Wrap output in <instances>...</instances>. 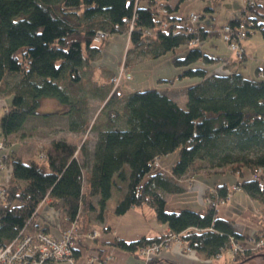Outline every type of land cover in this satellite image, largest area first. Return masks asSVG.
I'll use <instances>...</instances> for the list:
<instances>
[{"label":"trees","instance_id":"obj_1","mask_svg":"<svg viewBox=\"0 0 264 264\" xmlns=\"http://www.w3.org/2000/svg\"><path fill=\"white\" fill-rule=\"evenodd\" d=\"M169 1L0 0V93L11 98L0 116L1 135L17 133L29 118L56 114L65 115L69 131L94 134L91 146L86 139L79 146L62 138L52 140L42 147L40 157L28 163L22 162L16 150L6 156L10 169L0 200V246L12 242L21 231L46 234L34 219L47 197L62 224L75 220L78 224L85 209L88 213L96 208V219H102L112 195H118L114 215L145 207L148 215L167 225V232L207 257L228 249L230 238L243 239L232 220L217 216V206L206 205L203 212H167L164 195L185 191L178 181L196 168H223L241 178L236 181L240 190L264 205V64L255 69L260 80L245 78L236 70L217 75L186 67L177 77L199 81L183 89L184 108L157 89L121 94L120 79L115 83L114 75L103 82L93 78L91 62L113 34L128 35L124 62L129 54L158 58L170 52L175 66L197 60L228 66V58L210 57L195 46L182 58L175 57L177 48L192 38L201 43L206 33L196 22V33L188 34L187 17L172 13L182 0L174 7ZM249 1L245 0L241 15L228 22L234 27L246 16L254 29L264 32L256 19L264 0H252V5ZM97 32L104 33L99 42ZM87 94L104 102L91 125ZM44 98L54 99L65 112H39ZM175 151L177 160L170 171L157 169V160ZM244 169L249 171L247 178H242ZM257 169L261 172L255 179ZM214 191L224 199L229 187L219 184ZM167 232L129 242L116 238L110 245L134 252ZM260 252L264 248L245 249L233 254L229 263L257 264L263 261L255 256ZM156 263L154 258L150 264Z\"/></svg>","mask_w":264,"mask_h":264},{"label":"rangeland","instance_id":"obj_2","mask_svg":"<svg viewBox=\"0 0 264 264\" xmlns=\"http://www.w3.org/2000/svg\"><path fill=\"white\" fill-rule=\"evenodd\" d=\"M176 0H172L175 2ZM178 2V1H177ZM176 2V3H177ZM242 0H182L178 4V9L176 11H173L172 13L177 17H187L189 13L194 12L195 14L199 15L198 23H200L205 29H209L211 27H219L221 25H224L230 21L231 17H239L240 9L242 8ZM258 2V1H257ZM258 3H261V0H259ZM210 8L211 11L207 10L206 8ZM259 14H264V9L259 8L258 9ZM260 15L256 16V19L259 23H263L264 26V17H261ZM222 27V26H221ZM221 27L219 28V31L221 30ZM221 33V32H220ZM102 39V38H101ZM100 39V40H101ZM98 40V42L100 41ZM245 40L254 41V44L257 43L258 50L256 52V56L248 55L246 60H241L239 65V70L241 74L248 79H261V77H257L254 69L257 65H262L263 62L259 61L257 58H260L264 55V36L261 32V30L257 29L254 33H252L249 37L245 38L241 41L243 42ZM128 43V35L127 34H113L109 36L102 44L101 52L99 57L91 62V65L93 67V78L99 82L105 81L107 78V75L115 76L113 78V81L115 83H118L119 79V87L118 92L119 93H126L131 92L134 90L142 91L146 89H167L172 90L174 92H179L184 87L193 85L199 81V78L197 77H177L181 73L183 69L186 67L189 68H202L203 66L212 67L215 64L218 65V69L224 70V65L222 62L220 63H206L202 60H197L192 63H190L188 66H175L172 63L171 53H166L165 55H162L158 58H149L146 55L144 56H134L133 54H129L127 56V61H125L126 58V49ZM213 45H217L219 48L217 49L220 54L227 55L229 57L233 56V51L230 50V48L227 46V44L223 41L222 36H211L204 39L201 43L197 44L195 47L203 50L205 53H213L212 47ZM190 46L188 45H182L177 50L179 51L175 57L182 58L184 56V53L187 51V49ZM252 60L254 62L252 63ZM253 65H252V64ZM245 67V68H244ZM226 68V67H225ZM228 71V69H225ZM229 72V71H228ZM226 72V73H228ZM219 75V74H217ZM115 79V80H114ZM164 79V80H160ZM171 80L173 83H169L167 80ZM116 85V84H115ZM164 91V90H163ZM5 99H0V105L7 104L10 102V96L6 95L4 97ZM176 103L178 106L184 108L185 107V98L182 99V95H177ZM51 98H44L41 100L40 107L38 109L39 112L42 113H50V112H62V108H64L63 105L59 104L57 101V104L59 106L54 107V102H52ZM55 101V100H54ZM103 101L98 100L97 98H94L87 94V104H88V113H87V120L89 121V125H91L99 112L100 108L103 105ZM28 127H25V130L22 133H18L15 138L11 139V141L6 142L3 140L0 145L3 146V149L0 150V190L5 189L6 183V176L8 174V171L10 169L9 164L7 163V157H5V150L4 147L7 149H12L15 147L16 152L21 149V151L25 152L28 151L31 156H35L34 158L40 157V150L42 147H48L52 140L58 139L59 137H66L71 139L72 142L76 145H80L85 139L88 142H92L94 139V134L90 131H86L84 134H78V135H69L66 132L67 127V120L65 115H50L47 117H43L42 119H35L32 122L31 120L28 121V124L26 125ZM30 126H43L44 133L43 138L39 139L35 134L32 137L30 135L26 140H21V135L25 136L27 132H29ZM38 128V127H35ZM50 131H49V130ZM52 139V140H51ZM63 139V138H62ZM0 140H2V135L0 133ZM66 140V139H65ZM24 141V142H23ZM74 141V142H73ZM26 144V145H25ZM14 149V150H15ZM13 150V149H12ZM12 151H8V153H11ZM8 154H6L7 156ZM5 157V158H4ZM33 158V159H34ZM177 160V151L163 155L158 160L157 163H160V165L157 167L159 170L163 171H170L171 166L176 162ZM223 169V168H222ZM220 168H214V169H208V168H196L193 171H191L189 174L185 176L184 179L181 181H178V183H181L182 186H185V191H182L180 193L175 194H166L164 195L165 199V211L172 212V211H180L183 209H188L191 211H203L204 206L209 205L208 202L209 195H211V190H215V186L213 188H208L206 191H204L203 195L201 196V202H197L196 200V192L195 191H189L186 190L193 182L192 177L194 176H200V181L203 180H210V184L213 185V183L221 182L225 183L229 186V198L223 203L219 204L216 207L217 210V216H223L228 219H232L234 221V225L236 228H239L244 230V237L239 241V243H243L242 245H249L250 247L253 246L252 244V232L254 229L258 228L259 225L258 219L264 224V220L261 218L264 213V205H260L259 202L249 197L243 190L235 189L233 190V186H236V181H238V176H235L231 174L228 171H223ZM194 172V173H193ZM243 177L247 178L250 174L249 171L244 169L243 170ZM189 179V180H188ZM4 184V185H3ZM182 187V188H183ZM184 189V188H183ZM118 195H112L110 200L107 202V208H112L116 203V198ZM3 200V199H0ZM89 212L87 213L86 209L83 211L80 220L82 221L83 217H85V220L89 218ZM109 219L111 217L116 216L112 215V213L106 214ZM124 221L120 226V229L125 232L126 234H131L134 231L142 230V223L140 224L139 221L135 218V214L132 211H128L126 215H124ZM147 220H149L150 224L154 222H158L156 218L152 215H144ZM120 218L119 216H116ZM147 220L142 221L145 225ZM87 223V221H85ZM63 230L69 228V223H64ZM87 233V232H85ZM103 236H108L109 234L106 232H103ZM110 237V235L108 236ZM102 238V237H100ZM98 238V240H101ZM87 240V246H93L96 244L95 241L90 239ZM259 251V250H258ZM261 251V250H260ZM263 253V252H260ZM259 254V253H258ZM225 255L227 258H231L233 254L230 253L229 250L225 251ZM231 255V256H230ZM256 256V255H255ZM221 257V256H220ZM220 257H214L216 259H219ZM263 261H260L257 264H264ZM219 262H222V260H219ZM53 264H66L64 262H55ZM247 264V263H246ZM249 264V263H248ZM250 264H255L250 263Z\"/></svg>","mask_w":264,"mask_h":264},{"label":"crops","instance_id":"obj_3","mask_svg":"<svg viewBox=\"0 0 264 264\" xmlns=\"http://www.w3.org/2000/svg\"><path fill=\"white\" fill-rule=\"evenodd\" d=\"M177 1L178 0H176L172 4V0H170L169 3L171 4V7H174ZM242 1H243L242 2L243 3L242 8H243L245 0H242ZM257 1H259V0H257ZM206 9L211 11V9L208 7ZM236 18L237 17H235V18L231 17L230 19H236ZM257 22H258V20H257ZM198 25L203 29V32L206 33V38L211 37V36H220L221 35L219 28L223 25L216 27V28L211 27L209 29H205L200 23H198ZM262 27L264 28L263 25H262ZM256 30H257V28L254 29L253 33ZM261 32L264 36V32L262 30H261ZM242 47L245 51V58L243 59V61L247 59L248 55L256 56V52L258 50V45H257V43L254 44V41L245 40L242 44ZM218 48L219 47L217 45H213V47L211 48L213 53L210 52L209 54L205 53L203 50L202 51L210 57L228 58L229 59L228 66H225L223 64L226 67V68L224 67V70L218 69L219 64H215L212 67L211 66L210 67L203 66L202 68L205 69L210 74H226V72L232 71V70H236L237 72H239L241 74V72L239 70V65H238V63L240 61L236 60L235 57L231 58L227 55L220 54V52L217 51ZM257 59L259 61L263 62V64H264V55L260 58H257ZM220 62L221 61H214V62H209V63H220ZM253 62H254V60H252V63ZM262 65H257L255 67V69L259 66H262ZM225 69H228V71ZM255 69H254V72H255ZM111 74L107 75V78H109L111 76ZM160 80H164V79H160ZM167 81H169V83H173V82H171L170 79ZM160 91L165 92L174 102H176L175 98L177 95H182V99L185 98V94H184L183 89L179 92H174L172 90L167 91V89H162ZM6 95L7 94L0 93V99L4 100L5 99L4 97H6ZM51 101L54 102L53 103L54 107L59 106L56 101H54V100H51ZM185 101H186V99H185ZM8 104L9 103H7L6 105L5 104L0 105V116L6 110V107ZM61 110H62V112H65V108H62ZM50 113H52V112H50ZM43 117L44 116H37V117L29 118L20 131L7 136L6 138H4L2 136V140H0V143H2L3 140L6 142H9V141H11V139L15 138L18 133H22L25 130V127H28L26 125L28 124L29 120H31V122H32V119H33V121L35 119H42L43 120ZM35 127H38V128H35ZM44 129L45 128L43 126H30L29 132H27V134L25 136L21 135L20 138H21V140H26L30 135H32V137H33L35 134L38 138L40 137L39 139H41V138H43ZM66 129H67L66 132L69 135L70 134L71 135H75V134L78 135V133L69 131L68 128H66ZM59 138L66 139V141H72L71 139L63 137V136L59 137ZM91 144H92V142H88L89 146H91ZM12 149L14 150L15 147H13ZM12 149H7L4 147L5 157H6V154H9L8 151H10V150L13 151ZM18 149L19 150L17 151V155L20 157V159L24 163L30 162V160H32L35 157V156H31L28 151L23 152V151H21L20 148H18ZM159 165H160V163H158V166ZM7 176H8V174H7ZM7 176H6L5 183L7 181ZM192 180H193L192 181L193 183L188 188H186V190L195 191L196 192V200H197V202H201V203H202L201 196L203 195L204 191H206L208 188H213L216 185L224 183V182L221 183V182L217 181L216 183H213V185H211L210 180L200 181V176H194V177H192ZM178 184L181 188L183 187L181 183H178ZM183 188L185 189V186ZM113 197H114V195H113ZM93 203L95 204V202H93ZM113 207L109 208V210H108L107 205H106V208H104V211L102 212V213H104V216L100 220L96 219V216H95V214L97 212L96 208H94L95 212H92V211L89 212L90 215H89V218H87V220H85V217L82 218L83 219L82 221H79L80 219L78 220V224H77L78 239H77V242L75 245V250H76V255H77L76 257H77V260L79 262L83 261L85 256L86 255L88 256L89 254H98V255L111 254L113 256V258L110 261H107V262L102 263V264H136L137 263L136 253H135L136 251L128 252V251L116 248V247L110 245V243L116 238L117 239H123L124 241L129 242V241L137 240L143 236H145V237L159 236V235L164 234L168 230L166 224H163L160 222H154V223L150 224L149 220H147L146 217L144 216V215H148V209L147 208H145V207L131 208L128 211L134 212L135 218L137 219V221H139L140 224L142 223L143 227H142V230H140V231L136 230L131 234H126L125 232H123L120 229V226L124 221L123 220L125 217L124 215H126V213L128 211L125 214L120 215L119 216L120 218L113 216V217H111V219H109V217H107L106 214L112 213V215H114L112 212ZM203 207L205 208L204 205H203ZM199 212H201V211H199ZM82 213H83V211L80 212V215H79L80 217H81ZM219 217H223V216H219ZM259 219H258V223H257L259 225V227L254 229V231L252 232V236L260 230L264 231V224ZM34 220H35V224L38 225L39 228H44L46 234L52 238H59L63 232L62 231L63 230V226H62L63 224L60 222V220L58 218L57 210H56L55 206H53L51 204V200L48 197L45 198L43 200V202H41V204L39 205L38 210H37V215H36ZM144 220L145 221L147 220V222H145L146 225L142 222ZM230 220H232V219H230ZM85 221H87V223H85ZM260 223H262V224H260ZM103 227H107L108 229L102 231ZM91 230H99L101 234L98 238H100V237H102V238H100L101 240H98V239L95 240V242H96L95 245L87 246V248H86L87 240H82L83 239L82 234H84L85 232H89ZM234 230L237 233L241 234L242 237H244V230L241 231V229L236 228L235 225H234ZM103 232L108 233L110 235V237H108L109 235L103 236L102 235ZM252 236H250V238ZM78 240H80V241H78ZM240 242H241V240H240ZM242 246L245 249L250 248L249 245H242ZM226 250H228V249H226ZM226 250H224L221 253V257L219 259H216L214 257H207L204 253L197 252L193 249L187 248V245L185 242L173 240L172 242H170V244L166 248H163L155 256V259L157 260L156 264H230L229 262L232 259V257L231 258L226 257V255H225ZM219 260H222V262H219ZM58 263H60V262H58Z\"/></svg>","mask_w":264,"mask_h":264},{"label":"built area","instance_id":"obj_4","mask_svg":"<svg viewBox=\"0 0 264 264\" xmlns=\"http://www.w3.org/2000/svg\"><path fill=\"white\" fill-rule=\"evenodd\" d=\"M254 1H249L248 4L252 5ZM164 12V11H163ZM199 19V15L194 12L189 13L187 16L188 26L187 33L194 35L196 30L194 26ZM161 27H165L163 23ZM131 29V27H130ZM254 23L251 19L243 16L239 23L232 27L229 22L221 27V36L223 41L227 44L236 60L241 61L245 58V51L242 47L241 41L249 37L253 33ZM104 37L103 32H97L95 40L98 41ZM198 44L197 38L189 40V46H196ZM116 79V78H115ZM114 79V80H115ZM3 146L0 145V150ZM260 169L255 170L253 178L257 179L260 175ZM239 189L238 186H233V190ZM211 195L215 199H208V202L213 206L223 204L228 198H218L216 191L211 190ZM5 189L0 190V199L4 198ZM264 207V206H263ZM264 220V213L261 217ZM68 229L62 232L59 238H52L43 232H36L32 234L19 233V235L5 246H0V264H52L55 262H64L66 264H102L110 261L113 256L111 254H89L86 255L83 261L79 262L74 257L75 245L77 242V222H69ZM100 236V232L94 230L90 233L82 234L84 239L94 240ZM173 240L180 241L176 234L167 232V234L160 240L139 247L136 250V264H150L155 256L163 249L166 248ZM253 246L249 249L256 251L264 248V231L258 233L251 239ZM228 250L231 254L242 253L245 248L236 242L233 238L229 240ZM221 254L215 256L220 257Z\"/></svg>","mask_w":264,"mask_h":264},{"label":"water","instance_id":"obj_5","mask_svg":"<svg viewBox=\"0 0 264 264\" xmlns=\"http://www.w3.org/2000/svg\"><path fill=\"white\" fill-rule=\"evenodd\" d=\"M256 256H257V257H261V258L264 259V252H263V253H259V254H257Z\"/></svg>","mask_w":264,"mask_h":264}]
</instances>
